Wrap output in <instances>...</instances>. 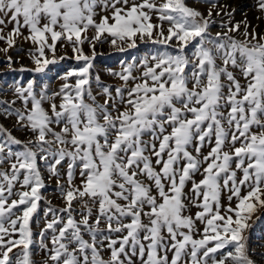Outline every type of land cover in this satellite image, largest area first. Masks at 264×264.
I'll use <instances>...</instances> for the list:
<instances>
[{"label":"snow or ice","instance_id":"snow-or-ice-1","mask_svg":"<svg viewBox=\"0 0 264 264\" xmlns=\"http://www.w3.org/2000/svg\"><path fill=\"white\" fill-rule=\"evenodd\" d=\"M216 7L211 4L204 16L185 0H0V26L12 24L7 34L0 27V41L7 45L0 52L14 47L26 29L29 35L23 39L36 46L30 53L35 72L57 62V42L67 41L75 59L84 61L62 77L59 92H37L34 81L15 87L24 108L5 110L35 139L25 143L0 127V165H9L0 170V264H34L30 222L45 187L38 159L57 178L65 201L60 213L66 215L49 208L52 220L41 232L50 264H135L133 257L140 264H254L246 229L253 215L264 209V35L249 32L244 21L222 25L226 31L210 36L211 9ZM97 8L110 15L97 21ZM258 8L264 12V0ZM154 15L159 23L152 22ZM241 23L244 39L238 40L230 33L239 32ZM90 28L95 35L82 38ZM105 34L119 51L135 47L137 39L174 48L152 55L151 64L144 58L139 78L132 74L134 64L113 73L125 85L140 81L128 89L127 99L121 88L115 89L123 110L115 107L108 87L103 88V104L90 87L95 42ZM86 41L93 47L92 56L83 52ZM193 41L189 58L185 49ZM233 69L239 70L244 85ZM70 77H75L74 83ZM194 141L196 155L189 151ZM206 143L212 146L201 157ZM12 145L22 150L14 151ZM145 152L155 157L159 170ZM65 160L67 188L60 185L57 169ZM76 168L79 185L73 183ZM197 172L203 176L199 182L193 180ZM237 172L242 174L239 179ZM189 181L191 196L185 192ZM17 185L22 190L14 193ZM223 190L229 193V203L222 212ZM74 201L86 209L79 221ZM189 203L201 209L195 217L185 215ZM93 206L96 213L90 223ZM49 230L51 249L43 243ZM103 232L122 235L113 239L101 236ZM104 249L109 251L107 260L101 255Z\"/></svg>","mask_w":264,"mask_h":264},{"label":"rangeland","instance_id":"rangeland-1","mask_svg":"<svg viewBox=\"0 0 264 264\" xmlns=\"http://www.w3.org/2000/svg\"><path fill=\"white\" fill-rule=\"evenodd\" d=\"M227 1L228 3H225ZM136 2H140V0H136ZM259 0H185V3L198 11H200L204 16H207V13L210 9V5L215 3L218 5L216 8H212V20L214 23H211L209 26V35L215 37L216 34L223 33L226 31V27H222V25H226L227 27H231L232 25L240 22L246 21L250 27L248 31H253L257 34L262 35L264 33V12H261L258 8ZM224 3V4H223ZM232 4V5H231ZM223 5V6H222ZM226 6V7H225ZM119 7V5H118ZM223 7V8H222ZM220 10V11H219ZM253 10L254 13L252 18L254 23L247 17L246 14L249 11ZM98 15L96 16V20L99 21L100 16L102 15H110V12H104L100 8H97ZM220 12L221 15H217L216 13ZM231 13V16L228 15ZM241 20V21H240ZM155 23H159L156 20L155 15L153 16V21ZM4 27V34H7L12 29V24H8ZM168 23L164 22L165 33L167 32ZM23 36L29 35L26 29L22 30ZM243 31L244 24L241 23L240 31L235 33H230L238 40H243ZM89 38L95 35L93 29H89L86 34ZM264 35V34H263ZM22 37L16 39V44L14 47L8 49L7 53L0 52V127H3L8 132L11 133L13 137L18 140H21L27 143L30 139H35L34 135L31 131L27 129H23L17 125L16 116L8 115L5 111L6 109L11 110L13 113L15 110H23L24 105L21 100H19L14 92L15 87L17 86H27L29 81H34V88L37 92H40L42 89H46L49 95L59 92L64 80L62 77L70 70L79 68L83 65L84 61H77L75 59V54L72 51L71 46L67 41L57 42L56 45V63L49 64L47 68L41 72L37 73L34 71L35 64L33 62L30 53L35 52L36 46L33 45L30 41H26ZM111 37H108L107 34L101 37V41L95 42V52L96 55L92 60L93 67L90 69V87L92 91V95L96 98V101L100 104L104 103L105 95L103 94V88L108 87L112 93V96L115 98V107L123 110V105L120 103L119 97H116L115 89L121 88L125 93V99H127V91L131 88L134 83L140 82L139 79L136 81L129 80L128 84L125 85V82L122 81L119 76L113 75V73H121L123 69L128 65H136L133 68V76L139 78L141 73L143 72L142 61L144 58H149V63L151 64L150 57L154 54H157L160 51L167 50L169 52H174L173 47H169L165 49V46L160 44H153L150 41L141 42L139 39L136 41V46L133 48H127L125 51H119L117 48L113 47L110 44ZM195 41L192 44H189L185 49L186 54L189 58L192 57L194 52ZM7 45L0 41V49L6 48ZM83 52L87 56H92L93 47L87 41L81 46ZM46 56L49 59H52V54L46 50ZM8 57H11V62H9ZM60 57H64L60 59ZM219 64L220 61H217ZM191 68V65L189 66ZM188 71V69H186ZM234 74L237 79L240 80V83L244 85L246 81L239 73L238 69H233ZM99 77V82H97L96 78ZM75 77H70L69 82L74 83ZM224 83H228L226 80ZM191 87V85H189ZM225 91H227L225 89ZM87 102L91 103L92 101L85 97ZM15 101L14 104H9L7 102ZM55 103L59 105L60 98L55 97ZM110 105L112 102H109ZM43 106L49 111L51 115V109L48 102H45ZM115 114V113H114ZM56 131H59V127L53 125ZM2 135V134H0ZM144 139L146 141L149 140V136L145 135ZM214 140V138H213ZM158 144V142H157ZM196 142L194 141L193 145L189 147V151L196 155L194 148ZM212 145L205 144V146L201 149V157L203 155H207L210 147ZM239 146V145H237ZM14 151L22 150L21 145H12ZM145 155H148L152 161L153 166L159 170V166L155 165V157L152 156L151 152H145ZM51 159V158H50ZM68 160H65L61 163V165H57V169L61 174L60 185H63L67 188V170H68ZM183 163V162H181ZM9 165L7 163L0 165V170H7ZM38 167L41 171V175L44 179L45 187L40 190L42 194V199L38 202V207L36 212L32 216V220L30 222L33 244L31 247L32 252V260L34 264H50L48 261L49 252L41 246V232L44 231L46 224L52 220V214L48 212V209H53L59 215H66L60 213V209L65 207V201L61 197L59 186L57 184V178L55 176H51L45 167V162L38 159ZM75 179L73 181L74 184L79 185L81 182V178L79 176V168L75 170ZM242 174L237 172V178L239 179ZM143 180L145 183H151L147 181L145 177H138ZM203 178L201 172H197L193 175V180L195 182H199ZM192 181H189L185 186V192L188 193L189 196L191 193ZM19 185L13 189L14 193L20 191ZM155 194V193H154ZM243 194V192H242ZM229 193L227 190H223L221 194V205L222 212L223 208L227 207ZM13 198H16L15 196ZM236 200L235 198L232 200V205L235 206ZM73 207L75 209L74 216L77 221L81 219L80 213L86 211L81 205L79 201L73 202ZM147 210V209H146ZM201 209L197 208L193 204L189 203L188 208L185 212V215H189L195 217L196 213ZM96 213V208L93 206V218L90 219V223L94 219ZM146 221V218H145ZM250 227L246 229V237H247V247L249 250V257L252 259L254 264H264V209L257 211L252 219L248 222ZM59 227V225L57 226ZM103 227V225H101ZM196 228L198 230L203 229V225L199 222L196 224ZM84 238L86 240H91L90 235L87 232H83ZM111 235L113 239H119L122 235L121 233H107L103 232L101 236ZM167 236V234H164ZM51 231L44 232L43 243L47 245L48 249H51ZM194 238L199 239L200 236L196 235ZM105 245L107 241H104ZM19 251V249H14V252ZM101 255L105 260L109 258V251L104 249L101 252ZM169 258H171L172 253H168ZM135 261V264H140V260L138 257L132 258Z\"/></svg>","mask_w":264,"mask_h":264},{"label":"bare ground","instance_id":"bare-ground-1","mask_svg":"<svg viewBox=\"0 0 264 264\" xmlns=\"http://www.w3.org/2000/svg\"><path fill=\"white\" fill-rule=\"evenodd\" d=\"M225 3H228L227 1H224ZM224 4V3H223ZM232 5V4H231ZM223 6V5H222ZM223 8V7H222ZM220 11V10H219ZM252 13H254L253 12V10H251V11H249V13L248 14H246L247 15V17H249L250 18V20L252 21V23H254V20H253V18H252V16H253V14ZM241 21V20H240ZM251 25V24H250ZM254 29V28H253ZM264 34V33H263ZM262 34V35H263Z\"/></svg>","mask_w":264,"mask_h":264}]
</instances>
